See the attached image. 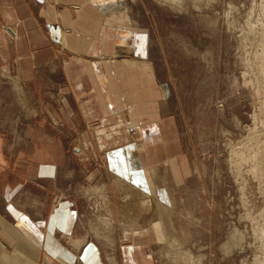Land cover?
Segmentation results:
<instances>
[{
    "label": "rangeland",
    "instance_id": "1",
    "mask_svg": "<svg viewBox=\"0 0 264 264\" xmlns=\"http://www.w3.org/2000/svg\"><path fill=\"white\" fill-rule=\"evenodd\" d=\"M115 1L113 8L114 0H104V12L109 7L107 17L116 16L136 32V52L128 59L131 65L149 66L165 96L162 114L174 121L161 120V148L171 158L179 145L182 155L149 171L146 197L115 191L124 217L116 211L117 221L110 222L108 196L101 190L107 173L104 154L85 163L77 153L83 146L80 135L89 129L80 124L79 132L68 135L62 114L68 92L61 90L60 70L38 74V82L54 84L53 90H35L16 66L0 61L6 162L15 168L25 163L20 158L30 152L29 132L53 138L62 153L58 185L63 194H58L73 201L80 214L74 236L65 243L72 248L87 238L101 250L103 264L112 259L120 264L124 226L133 230L129 239L140 240V246L157 240L153 264H264V0ZM8 30L17 37L14 29ZM70 62V72H84L79 57ZM49 112L61 119L55 122ZM117 117L123 127L121 115ZM117 124L100 125L101 130L92 126L106 132L97 138L101 150L129 142ZM76 264L84 262L79 258Z\"/></svg>",
    "mask_w": 264,
    "mask_h": 264
},
{
    "label": "crops",
    "instance_id": "2",
    "mask_svg": "<svg viewBox=\"0 0 264 264\" xmlns=\"http://www.w3.org/2000/svg\"><path fill=\"white\" fill-rule=\"evenodd\" d=\"M103 3V0H0V61L16 66L21 79L35 90H53L54 84L38 82V74L60 70L64 80L61 90L68 92L62 112L68 123V135L79 132L80 124L88 125L89 129L81 133L83 146L78 147L77 153L84 157L85 163L96 162L104 154L107 173L104 180L101 178V190L108 196L107 219L111 222L117 219L116 211L124 217V212L117 209L115 191L126 196L127 189L129 194L146 197L150 194L149 171L152 174L182 154L176 138L178 146L173 148L171 158L162 150L161 120L174 122L162 114L165 96L149 66L131 65L128 59L136 52V32L121 20L116 21V16L107 17L110 8L104 12ZM117 4L114 0L113 6ZM8 28L14 29L17 37ZM76 57L86 64L84 72L69 71L70 64L66 62ZM79 72V76L69 79ZM49 114L55 122L61 119L57 118L60 115ZM119 114L123 127L118 125ZM113 123L115 126L118 123L119 132L129 142L101 150L97 138L102 140L106 132L96 129H103L100 125L111 127ZM92 126L99 128L93 130ZM41 133L29 132L30 152L20 158L21 163L25 161L20 168L6 162L0 135V264H76L79 258L84 264H103L101 250L87 238L77 240L72 248L65 243V239L74 236L80 214L73 201L58 194L62 192L58 185L61 149L52 137L44 138ZM40 160L46 162L39 163ZM105 176L111 183L106 184ZM94 179L96 174L90 177ZM124 228L120 264H127L128 258L134 264H153L157 240L150 238L140 246V240L129 239L128 233L133 230ZM95 234L100 235L101 231L98 229ZM111 261L110 264H119L115 259Z\"/></svg>",
    "mask_w": 264,
    "mask_h": 264
},
{
    "label": "bare ground",
    "instance_id": "3",
    "mask_svg": "<svg viewBox=\"0 0 264 264\" xmlns=\"http://www.w3.org/2000/svg\"><path fill=\"white\" fill-rule=\"evenodd\" d=\"M104 1V0H103ZM119 1V0H118ZM108 2V1H107ZM109 3H111V2H109ZM104 4V6H105V3H103ZM109 5V4H108ZM114 7V6H113ZM99 135H100V133H99ZM147 202V203H146ZM146 202H144V205L146 206L147 204L149 205V203H148V201H146ZM148 208V207H147Z\"/></svg>",
    "mask_w": 264,
    "mask_h": 264
}]
</instances>
